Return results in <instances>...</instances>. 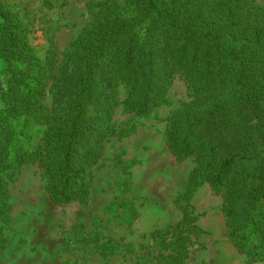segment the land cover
<instances>
[{
	"label": "trees",
	"instance_id": "1",
	"mask_svg": "<svg viewBox=\"0 0 264 264\" xmlns=\"http://www.w3.org/2000/svg\"><path fill=\"white\" fill-rule=\"evenodd\" d=\"M101 7L73 41L49 91L53 109L43 114L51 70L35 55L22 19L0 0L7 82L0 91V250L11 221L7 171L38 157L55 204L88 200V170L114 133L120 87L127 89L124 111L146 116L166 103L179 74L193 100L169 118L166 134L178 161L194 156L197 163L184 198L201 177L223 192L229 238L248 264H264V6L256 0H105ZM20 117L46 130L41 153L18 150L13 163L12 121ZM117 183L118 201L131 178ZM119 207L133 205L122 198Z\"/></svg>",
	"mask_w": 264,
	"mask_h": 264
},
{
	"label": "rangeland",
	"instance_id": "2",
	"mask_svg": "<svg viewBox=\"0 0 264 264\" xmlns=\"http://www.w3.org/2000/svg\"><path fill=\"white\" fill-rule=\"evenodd\" d=\"M104 1L1 0L22 19L35 55L51 70L44 80L43 114L53 109L49 91L73 41L96 19ZM256 3L264 6V0ZM4 69L0 59L3 86ZM192 94L185 77L177 74L166 103L138 116L124 111L127 89L120 87L114 133L100 161L88 170L86 201L55 204L38 157L7 171L11 221L4 229L0 264H248L228 236L223 192L213 191L201 177L192 197L184 198L197 163L194 156L176 159L166 130L169 118L193 100ZM12 124L11 161L18 150L41 153L46 126L24 117ZM128 177V190L117 201V182ZM122 198L133 207L120 208ZM180 246L186 257L179 255Z\"/></svg>",
	"mask_w": 264,
	"mask_h": 264
},
{
	"label": "water",
	"instance_id": "3",
	"mask_svg": "<svg viewBox=\"0 0 264 264\" xmlns=\"http://www.w3.org/2000/svg\"><path fill=\"white\" fill-rule=\"evenodd\" d=\"M3 89V85L2 83L0 82V91Z\"/></svg>",
	"mask_w": 264,
	"mask_h": 264
}]
</instances>
